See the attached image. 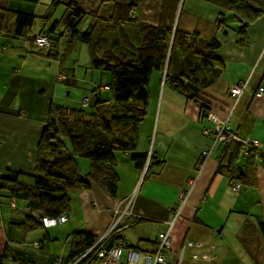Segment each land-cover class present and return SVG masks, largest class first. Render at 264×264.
Instances as JSON below:
<instances>
[{"label": "crops", "instance_id": "obj_1", "mask_svg": "<svg viewBox=\"0 0 264 264\" xmlns=\"http://www.w3.org/2000/svg\"><path fill=\"white\" fill-rule=\"evenodd\" d=\"M68 1L62 0L65 3ZM85 1L88 7L83 12L87 8L95 9L89 12L98 11L99 16L104 18L112 11V4L103 5L102 0ZM118 1L136 4L139 20L158 24L161 0ZM8 2L0 0V7H7ZM48 2L39 0L34 7V15L47 13L45 6ZM251 2L263 13L248 26L244 46L237 44L239 37L235 33L222 41L217 56L223 64V73L212 85L195 93L185 83L183 86L188 88V93H184L181 89H171L163 82V74L156 71L151 74L148 89L150 92L151 84L153 100L150 99L145 120L139 125L135 149L113 153L117 178L114 196L89 183V163L83 158H76L81 177L88 181L89 187L69 193L66 221L51 228L27 230L25 216L39 217L40 211L29 209L25 200L11 199L7 191L0 189V264H14L10 261L11 257L33 264H65L74 232L84 231L100 237L111 225L115 213L122 209H131L132 213H129L138 216L139 221L125 218L123 228L119 230L120 237L123 238L128 228L137 233L150 229L154 236L144 238L148 246L143 250L133 249L152 251L157 235L166 231L171 209L181 193L189 192L172 228L173 241L171 248L165 250L166 255L168 251L173 254L188 237L205 242L212 228L204 221H217L225 215L229 219L234 208L247 212L248 216L242 217L254 226L258 222L264 223V160L256 159V170L250 176L248 185L241 184L239 191L233 190L226 177L228 168L241 167L248 153L242 150L233 167L228 166L229 161L224 155L229 144L218 142L216 146H211L213 135L205 134L204 130L211 129L212 124L201 114L202 101H206L210 105L202 107L220 116L229 115L228 129L233 134L231 142L257 141L256 152L264 154V92L260 97L255 95L258 88H264V0ZM248 3L251 5L249 0ZM181 5L183 10L177 13L176 24L184 32L192 34L197 31L193 26L194 19L199 17L208 21L223 17L230 26H240V22L237 23L230 15L226 7L228 4L221 6L203 0H181ZM58 28L64 29L62 25ZM61 51L58 54L63 55ZM76 51L74 48L69 55ZM17 52L15 50L9 56L0 51V174L7 170L19 172L22 174L19 182L32 186V177L37 175L34 167L38 142L49 123L47 111L50 104L67 106L64 102L70 93L67 90L62 98L61 87L65 82L72 84L61 79L65 61H58V54L55 57H52L53 52L51 56H44V53L36 55L22 48ZM27 67L32 69L22 73L21 70ZM32 72L35 74L32 75ZM245 81L246 88L233 98L231 88ZM200 93V101L186 97ZM47 95L50 101L44 99ZM204 149H209V155L198 172ZM133 155L140 156L141 160L144 157L142 171L136 167ZM192 180H195L193 185L190 183ZM143 223L153 227L143 228ZM141 238L138 236L137 242Z\"/></svg>", "mask_w": 264, "mask_h": 264}, {"label": "trees", "instance_id": "obj_2", "mask_svg": "<svg viewBox=\"0 0 264 264\" xmlns=\"http://www.w3.org/2000/svg\"><path fill=\"white\" fill-rule=\"evenodd\" d=\"M102 1L103 5L112 4V11L104 18L99 16L98 11L83 13L80 2L74 1L65 3L62 0H49L52 9L53 6H63V13L57 20L53 19L52 9L50 14L34 15L33 10L39 0H9L7 7H0L1 52L11 56L15 50L17 52L22 48L36 55L51 56L53 52L52 57H55L59 47L63 55H57L58 61H65V72L61 79L71 81V84L74 81L75 85V67L79 66L81 51L86 49L90 60L83 68L91 72V77L98 73L100 81H93L89 85V97L80 99L78 108L50 104L47 111L49 123L38 142L34 167L37 175L32 177V186L19 182L22 176L19 172L7 170L0 174V189L7 191L11 199L25 200L29 209L40 211L39 217L25 216L27 230L43 228L41 217L65 215L69 210V193L85 189L89 183L114 196L117 178L113 168V153L135 149L139 125L145 120L149 107L148 85L151 74L154 71L163 74L165 71V83L176 91L181 89L187 93L188 88L183 86L185 83L195 93L198 89L202 91L223 73V64L217 56L222 41L235 33L239 37L237 44L244 46L248 26L263 13L261 8L247 1L231 0L226 7L235 21L240 22V26H230L223 17L214 21L199 17L194 19L193 28L197 31L189 34L191 32L180 30L176 24L177 7L181 0H161L157 25L139 20L136 4L118 0ZM59 25L64 29L59 30ZM39 38L46 40L48 45H39L36 42ZM74 48L77 51L69 55ZM201 108L202 117L207 120L206 107ZM251 142H247L249 145L245 143V150L241 143L230 142L225 150L224 158L229 161L228 166L239 160L242 150L248 153L241 167L228 168L227 171L230 186L239 184L237 191L241 184H249V178L256 170V159L264 160V154L257 153V146L251 145ZM76 158H83L89 163V183L81 177ZM133 159L136 160V167L142 171L144 157L141 160L140 156L133 155ZM229 215L240 220L241 226L236 235L241 247L246 249L251 245L257 234L264 241V223L258 222L254 226L251 221L243 219V215L248 216L247 212L238 208H234ZM128 218L139 221L135 214ZM120 235L110 236L101 245L104 250H110L121 243L120 259L125 260L127 252L135 247H128ZM186 240L181 244H192L186 255L190 261L185 260L186 263L212 264L217 258L209 245ZM96 241L98 238L90 233L74 232L65 264H92L96 260L93 257L95 252L86 258L81 257ZM156 241L152 251L159 243L158 235ZM148 251L152 252H145ZM174 254L169 251L167 255L165 253L170 260ZM262 254L257 253L256 264H264ZM10 261L14 264H33L14 257Z\"/></svg>", "mask_w": 264, "mask_h": 264}, {"label": "rangeland", "instance_id": "obj_3", "mask_svg": "<svg viewBox=\"0 0 264 264\" xmlns=\"http://www.w3.org/2000/svg\"><path fill=\"white\" fill-rule=\"evenodd\" d=\"M230 1L231 0H218V1L217 0H211L208 2L213 3V4L218 3L219 5L224 6V5H227L228 2H230ZM244 1L248 2V0H244ZM249 1L251 4H254V2H251V0H249ZM68 2L70 3L71 0H69ZM74 2L78 3L76 1H74ZM42 5L43 4L41 2L40 6H42ZM45 7H46L47 13L50 14L51 13L50 10L52 9L51 5L48 4V6H45ZM86 7H88L87 1L81 0L80 10H84ZM31 9H32V7H31ZM90 10H92V9L87 8V10L84 11L83 13L87 14ZM93 10H95V9H93ZM182 10H183V5H181V2H180L178 4V7H177V13L181 12ZM62 13H63V6L62 5H59L58 7L53 6L52 14L54 15V18H53L54 20L55 19L57 20V18H59L62 15ZM177 13H176V17H177ZM178 21L179 20H177V23H178ZM82 48H85V47L82 46ZM57 51H59V47L57 48ZM62 52H63V50L61 51V53ZM89 60L90 59H89V56L86 52V49H84L83 51H81V55L79 56V66L76 65V67H75V72H76L75 79H76L77 83L74 85V81H72L73 84L70 85V84L65 82V83H63L64 85H62V87H61V88H63V92H62V96H61L62 98L65 96L67 90L70 93L64 102V103H66V105H69V107L78 108V106H79L78 104H79L80 99H82L84 97H89V94H88L89 85L93 81L100 83V81L98 79V76H99L98 73H94L95 74L94 77H91V72L89 70L87 71L85 68H83L88 63ZM68 65H70V62L68 63ZM77 66H78V68H77ZM28 69L31 70L32 68L27 67L25 70L22 69L21 71H22V73H24ZM31 74L34 75L35 73L32 72ZM163 76L164 77L166 76L165 71L163 72ZM164 77L162 78L163 82H165ZM102 83H103V81H102ZM181 94H184V93H181ZM260 96H262V95H260ZM186 97H188V99L190 98V99L200 101L202 95L200 93L197 95L195 94V95L186 96ZM37 98H39L38 95H37ZM44 99L47 101H50V98L48 95ZM150 99L153 100V87L151 84H150ZM206 105H210V104L207 103L206 101H202V106H206ZM205 111L209 113L210 110L206 107ZM226 116H227V114H226ZM232 138H233V134H232ZM232 138L225 143L229 144L231 142ZM207 206H208V208H210L209 204ZM129 212H131V209L130 210H128V209L123 210L122 209L121 211H117L115 213V216H114L112 222H111V225L108 227V229L104 232L103 235H101L100 237H97L98 240L103 238L105 235H107V238H109L112 235L118 234L119 230H121L123 228V223H124L125 218L129 217L128 216ZM228 217H229L228 215H225L221 218H218L217 221H211V220H208V222L204 221L205 224H208L212 228V231L210 233L209 238L205 242H201V243L203 246H204V244L209 245L210 249L213 248V251L216 254L217 258L212 262V264H256V260H258L257 259V253H258V255H263L262 253H264L263 238L260 237L259 234H257L254 241L251 243V245H248L247 248L244 249L243 247H241L242 245H240L238 237L236 235L240 229V226H241L240 220L238 218H236V216H231V218H229V219H228ZM143 224L144 225H141L143 228L149 229V228L153 227V226L146 224V223H143ZM111 228H113V229H111ZM219 229H222V230H220L221 232L218 231ZM149 230L146 229V231H144V232H142V230H141L140 232L137 233V232H133V230H129V228H128L124 231V235H122V237H123L124 242L127 244L128 247L132 246V247H137V248L143 250V249H145V247L148 246V244L145 242L144 238L151 239L154 236L153 233H151ZM138 236H140L142 238L140 241L137 242ZM190 240L191 239H189V237H188L186 241H190ZM137 252H141V251H137ZM141 253H143V252H141Z\"/></svg>", "mask_w": 264, "mask_h": 264}, {"label": "built area", "instance_id": "obj_4", "mask_svg": "<svg viewBox=\"0 0 264 264\" xmlns=\"http://www.w3.org/2000/svg\"><path fill=\"white\" fill-rule=\"evenodd\" d=\"M39 45H48V42L44 40L43 38H39L36 41ZM247 82H241L237 86H234L230 90V94L233 98H237L242 91L246 88ZM264 92V88H258L255 95L257 97H260ZM230 114V112H229ZM228 116L220 117L214 113H208L207 114V120L210 121L213 125L212 129L205 130V134L213 135V139L211 142V146L214 147L219 141L227 142L232 138V134L230 131H228ZM242 145V148L245 150V143L246 141L240 142ZM253 146H257V141L251 142ZM249 145V144H247ZM209 155V149H204L202 152L203 160L202 163L198 166V172L202 170L204 162H206V159ZM195 180H192L190 183L193 185ZM191 185V187H192ZM239 188V184H234L232 186L233 190H236ZM189 193V192H188ZM188 193H181L178 197V202L176 205L173 206L170 213V221L167 222V229L165 232L158 234V240L159 243L157 244V247L152 252H137L134 250H129L127 252L125 260L120 259L121 254V248L123 245L121 243H118L116 246L111 248L110 250H104L103 248V242L106 240L107 235H105L103 238L96 241V243L93 245V247L81 257L86 258L90 255V253H94L93 257L96 260H93L92 264H188L185 262L187 261V250L192 248V244L187 242L184 245H180L178 249L174 252L173 259H167L166 255L164 253V250H168L171 248V244L173 241L172 237V228L174 227V224L176 220L178 219L181 210L183 206L185 205V202L187 200ZM128 216H131V213L128 214ZM66 221V217L64 214L59 215L58 217L52 218V217H41V223L44 228H51L54 226H57L59 224H63ZM113 229V228H111ZM199 248L198 246H196ZM18 264H30L21 262Z\"/></svg>", "mask_w": 264, "mask_h": 264}, {"label": "clouds", "instance_id": "obj_5", "mask_svg": "<svg viewBox=\"0 0 264 264\" xmlns=\"http://www.w3.org/2000/svg\"><path fill=\"white\" fill-rule=\"evenodd\" d=\"M233 88V87H232ZM206 112V111H205ZM214 113L213 111H209V113ZM207 114H208V112H206V114H205V116H207ZM214 114H216V113H214ZM216 115H218V114H216ZM218 116H220V115H218ZM226 116V115H225ZM220 117H224V116H220ZM210 122V121H209ZM212 129V128H211ZM205 131V130H204ZM219 142H222V141H219ZM225 143V142H224ZM216 146V145H215ZM41 219V218H40ZM43 227V226H42ZM44 228V227H43ZM46 229V228H45Z\"/></svg>", "mask_w": 264, "mask_h": 264}]
</instances>
